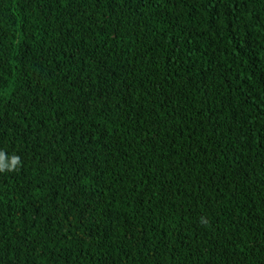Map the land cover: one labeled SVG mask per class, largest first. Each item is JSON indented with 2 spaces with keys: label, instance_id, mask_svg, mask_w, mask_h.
Wrapping results in <instances>:
<instances>
[{
  "label": "trees",
  "instance_id": "obj_1",
  "mask_svg": "<svg viewBox=\"0 0 264 264\" xmlns=\"http://www.w3.org/2000/svg\"><path fill=\"white\" fill-rule=\"evenodd\" d=\"M0 264H264V0H0Z\"/></svg>",
  "mask_w": 264,
  "mask_h": 264
},
{
  "label": "clouds",
  "instance_id": "obj_2",
  "mask_svg": "<svg viewBox=\"0 0 264 264\" xmlns=\"http://www.w3.org/2000/svg\"><path fill=\"white\" fill-rule=\"evenodd\" d=\"M4 159V153L0 152V172L5 171V169H7V171H13L21 163L20 158L15 155L8 158L9 162L7 164L4 163Z\"/></svg>",
  "mask_w": 264,
  "mask_h": 264
}]
</instances>
